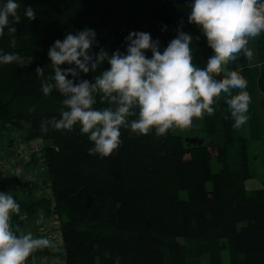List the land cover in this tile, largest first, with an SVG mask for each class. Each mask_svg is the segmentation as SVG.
Masks as SVG:
<instances>
[{
  "label": "trees",
  "instance_id": "obj_1",
  "mask_svg": "<svg viewBox=\"0 0 264 264\" xmlns=\"http://www.w3.org/2000/svg\"><path fill=\"white\" fill-rule=\"evenodd\" d=\"M6 2L0 0V6ZM15 2L21 23L12 25L10 18L17 31L9 34L5 28L0 54L18 53L30 61L0 64V132L18 127L28 138L50 140L45 159L53 196L25 200L15 194L20 211L13 215V225L26 232L24 217L42 209L58 214L65 264H114L117 256L120 264H201L203 254H208L210 264H224L225 250L229 264H264V182L257 189L245 185L252 176L245 162L249 138L236 133L223 93L213 105L214 113L204 116L207 132L214 134L210 143H190L174 130L157 138L154 130L137 136L122 128L119 148L100 158L88 154L93 145L79 125L71 132L51 128L47 134L40 132L42 120L60 117L63 97L55 89L43 95L35 68H45V77L52 75L49 47L68 32L94 29L98 45L92 51L103 47L111 54L117 49L126 52L125 37L131 31H144L159 39L162 51L183 20L182 30L193 36V63L205 67L212 50L199 27L188 23L192 0ZM28 6L35 10V20L24 15ZM252 41L262 59L255 75L246 74L249 64L243 73L248 87L264 94V33ZM146 55L151 57V52ZM108 67L105 61L102 68ZM239 68L238 58L228 65V70ZM101 71L81 78L92 80ZM33 106L35 111H29ZM190 128H200L199 119ZM212 148L222 163L218 171L212 166ZM54 254L51 249L37 250L27 261Z\"/></svg>",
  "mask_w": 264,
  "mask_h": 264
},
{
  "label": "clouds",
  "instance_id": "obj_2",
  "mask_svg": "<svg viewBox=\"0 0 264 264\" xmlns=\"http://www.w3.org/2000/svg\"><path fill=\"white\" fill-rule=\"evenodd\" d=\"M18 8L15 0L0 6V36L5 28L9 34L16 33L10 18L12 25L21 23ZM24 15L29 21L36 19L31 6L25 8ZM183 23L181 20L176 37L162 51L159 39L153 40L144 31H131L125 37L126 52L117 49L111 54L103 47L92 51L98 41L91 28L57 39L47 53L52 75L45 77V68L40 66L35 73L41 78L43 95L47 97L55 89L63 97V107L59 118L41 121L40 132L47 134L50 128L71 132L79 125L80 133L93 145L88 154L105 158L121 145L122 128L137 136L154 130L157 138L170 130L184 131L194 120L212 115L222 93L233 127L244 126L251 103L248 81L239 72L228 70V65L241 54L247 61L253 60L248 44L264 33V0H192L188 23L199 27L212 50L203 68L193 63V36L182 30ZM148 51L151 57L146 55ZM19 60L18 53L0 54V64ZM105 61L107 69L102 68ZM65 64L68 67H61ZM98 69L102 71L92 80L81 78V74H94ZM221 74L222 78H215ZM233 90H238L235 95ZM98 102L107 106L97 108ZM29 111H35V106ZM19 211L13 196L0 192V264H26L37 250H58L52 239L35 238L32 232L14 226L12 217ZM120 259L117 256L114 264H120Z\"/></svg>",
  "mask_w": 264,
  "mask_h": 264
},
{
  "label": "rangeland",
  "instance_id": "obj_3",
  "mask_svg": "<svg viewBox=\"0 0 264 264\" xmlns=\"http://www.w3.org/2000/svg\"><path fill=\"white\" fill-rule=\"evenodd\" d=\"M248 47L253 50L254 56L253 60L251 62L247 61L243 54H241L239 59V73L245 78L244 76V67L247 66L248 64L250 65L248 72L246 73L248 76L250 75L253 76L256 74L258 71L257 66L260 64V59H262V55L258 52V44L252 40L249 41ZM30 61V57H20V60L18 61L19 63H27ZM246 79V78H245ZM238 90L233 91V95L236 94ZM246 91L250 94L251 96V103L249 104L248 107V121L247 123L242 126L239 129H235L236 133L238 132L239 134L246 135L249 138V141L246 144V150H245V162H247V166L249 171L251 172L252 176L248 179L245 180V185L248 189H257L260 188L263 185L264 182V94L260 91H257L256 87L254 88H249L247 85ZM252 113V114H250ZM259 114V115H257ZM256 117L259 119L258 125L256 124ZM251 118V119H250ZM234 123V120H232ZM200 123V128L193 130L192 128L186 129L184 131L180 130H174L175 133H180L185 136V139L190 142H199V141H205L209 142L212 140L214 134L207 132L206 124H205V117L199 119ZM257 126H260V130L257 129ZM259 128V127H258ZM15 130L18 132V135L22 139H27V140H34L38 139L41 142H50V140L42 138V137H34V138H28L26 130L22 128L15 127L13 129H4L2 132H0V145L5 147L8 142V136L11 134V131ZM259 130V131H258ZM15 144H17V140L15 141ZM217 150L215 148L211 149V155H212V166L215 171H218L222 167V163L219 162L218 158L216 157ZM45 165L42 168H39V173L38 175L41 176L43 179L49 178V172L46 171ZM17 175L15 176H7L4 177L0 180V184L4 183L3 186L0 187V189L3 192H9L12 196H19L22 199L25 200H32L33 198H39L42 196V193L46 192V186L45 189H42L43 192L41 191H33L29 189H25L27 184H22L25 183L23 180L17 181L16 178ZM16 178V179H15ZM50 179V178H49ZM51 181V180H50ZM31 186L30 184H28ZM208 188H211V184L208 183ZM0 190V191H1ZM182 197H186V192L181 191ZM26 219L25 222L29 221H34L35 220V215L33 216H26L24 217ZM35 224V221L33 222ZM36 230L39 231V226L36 223L34 225ZM34 227L30 225V229L25 230H34ZM29 232V231H27ZM49 257V256H47ZM46 259V257H44ZM201 264H210L209 262V256L208 254H203L200 256ZM32 262V261H31ZM36 262V260H33V264ZM27 263H29L27 261ZM223 263L224 264H229V253L227 250L223 251Z\"/></svg>",
  "mask_w": 264,
  "mask_h": 264
},
{
  "label": "built area",
  "instance_id": "obj_4",
  "mask_svg": "<svg viewBox=\"0 0 264 264\" xmlns=\"http://www.w3.org/2000/svg\"><path fill=\"white\" fill-rule=\"evenodd\" d=\"M17 140V144L15 141ZM8 145H0V180L7 176H16L17 181L23 180L26 183H33V186L26 185L25 189L42 191V196H53V189L49 178L43 179L38 175L39 168L44 167L48 172V166L45 159V147L49 142H41L38 139H22L18 132L11 131L8 136ZM15 178V179H16ZM21 180V181H22ZM39 226L41 237L52 239L57 245V251L49 258L38 259L34 264H65V242L62 235L61 221L58 214L39 210L35 215V224ZM26 264H33L27 263Z\"/></svg>",
  "mask_w": 264,
  "mask_h": 264
},
{
  "label": "crops",
  "instance_id": "obj_5",
  "mask_svg": "<svg viewBox=\"0 0 264 264\" xmlns=\"http://www.w3.org/2000/svg\"><path fill=\"white\" fill-rule=\"evenodd\" d=\"M34 221H29V222H26L25 223V228L26 229H30V225L32 226V227H34V223H33ZM27 231H30V232H32L34 235H36L37 234V232H38V230H36V228L34 227V230H27ZM26 231V232H27ZM46 258H49V257H47V256H45ZM41 258H44V257H37V259H41Z\"/></svg>",
  "mask_w": 264,
  "mask_h": 264
}]
</instances>
